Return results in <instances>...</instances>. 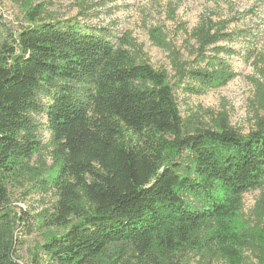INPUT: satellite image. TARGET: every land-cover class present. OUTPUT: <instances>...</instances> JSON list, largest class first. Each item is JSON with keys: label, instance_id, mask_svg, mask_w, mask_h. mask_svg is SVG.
Here are the masks:
<instances>
[{"label": "trees", "instance_id": "trees-1", "mask_svg": "<svg viewBox=\"0 0 264 264\" xmlns=\"http://www.w3.org/2000/svg\"><path fill=\"white\" fill-rule=\"evenodd\" d=\"M28 19L0 43V264H16V220L4 206L17 172L41 175L56 198L46 224L62 229L34 248V264L38 253L46 264H115L121 245L143 263L191 255L264 264V70L251 79L255 126L246 135L226 110L182 117L177 100L234 79L231 43L247 32L202 18L186 34L185 57L161 28H149L169 74L149 63L131 32ZM44 151L51 164L30 166ZM255 190L256 222L242 201Z\"/></svg>", "mask_w": 264, "mask_h": 264}, {"label": "rangeland", "instance_id": "rangeland-1", "mask_svg": "<svg viewBox=\"0 0 264 264\" xmlns=\"http://www.w3.org/2000/svg\"><path fill=\"white\" fill-rule=\"evenodd\" d=\"M33 13L39 17L35 24L42 20L64 26L75 25L85 32L104 28L116 36L131 32V37L142 46L149 63L155 69H165L169 74L171 69L166 53L151 43L149 28H161L167 40L180 49L185 57L186 34L202 18L224 22L227 32H247V37L231 43L238 51L229 58L238 73L234 79L201 96L187 97L179 94L177 100L182 117L202 113L198 108L210 109L214 113L226 110L229 125L240 134L246 135L254 129L255 119L249 99L253 93L251 79L258 77V68L264 70V0H0V43L9 33L16 36L21 27L31 25L28 17ZM183 26L187 33L181 29ZM251 52L252 56L249 57ZM256 60L259 64L254 66ZM39 118L44 126L45 118ZM201 120L208 121L206 117ZM43 126L39 138L45 143L48 132ZM43 161L46 166L51 164V158L45 151L40 159L33 157L30 166L40 167ZM40 176L36 172H17L10 175L6 182L9 200L4 207L16 220L13 254L16 264H32L34 248L42 244L49 234L62 232V229L46 224L44 210L51 209L56 198L52 190L47 192L41 188ZM259 196L260 190L243 194V213L254 222L257 220L253 209ZM263 225L264 219L260 226ZM109 251H113V247ZM118 255L115 264H153L143 263L137 255L133 257L130 246L121 245ZM38 258V264H46L44 255L38 253ZM105 262L101 258L97 264ZM169 264L226 263L190 255L174 259Z\"/></svg>", "mask_w": 264, "mask_h": 264}]
</instances>
